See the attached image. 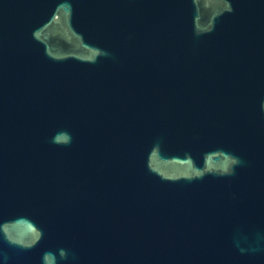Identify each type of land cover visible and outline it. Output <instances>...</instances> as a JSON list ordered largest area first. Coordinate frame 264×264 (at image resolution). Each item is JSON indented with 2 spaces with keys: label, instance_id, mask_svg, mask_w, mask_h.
<instances>
[{
  "label": "water",
  "instance_id": "obj_1",
  "mask_svg": "<svg viewBox=\"0 0 264 264\" xmlns=\"http://www.w3.org/2000/svg\"><path fill=\"white\" fill-rule=\"evenodd\" d=\"M0 264H264V0H0Z\"/></svg>",
  "mask_w": 264,
  "mask_h": 264
},
{
  "label": "clouds",
  "instance_id": "obj_2",
  "mask_svg": "<svg viewBox=\"0 0 264 264\" xmlns=\"http://www.w3.org/2000/svg\"><path fill=\"white\" fill-rule=\"evenodd\" d=\"M64 136L66 138V140L70 141V136L67 134V133H59L57 134V136ZM56 137H54V141L53 142H56Z\"/></svg>",
  "mask_w": 264,
  "mask_h": 264
}]
</instances>
